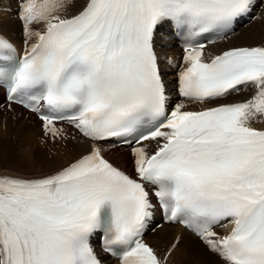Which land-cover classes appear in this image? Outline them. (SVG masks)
Instances as JSON below:
<instances>
[{"label":"snow or ice","instance_id":"obj_1","mask_svg":"<svg viewBox=\"0 0 264 264\" xmlns=\"http://www.w3.org/2000/svg\"><path fill=\"white\" fill-rule=\"evenodd\" d=\"M15 4L0 0L7 110L34 114L42 144L82 150L39 175L0 171V264H103L97 244L119 264H170L182 238L163 252L145 239L157 212L220 264H264V43L207 51L256 0ZM11 11L22 54L3 34ZM164 26L185 38L175 103L157 52ZM110 141L130 147V170Z\"/></svg>","mask_w":264,"mask_h":264},{"label":"bare ground","instance_id":"obj_2","mask_svg":"<svg viewBox=\"0 0 264 264\" xmlns=\"http://www.w3.org/2000/svg\"><path fill=\"white\" fill-rule=\"evenodd\" d=\"M8 1L12 2L13 5H16L15 0H3L5 6L8 5ZM254 19L255 17L253 18V21ZM3 21L6 23L5 27H2L3 33L10 39H13L22 48L24 39L23 34L22 38L20 39L18 36L10 32L6 27L7 25H12L13 28L17 30L20 29L22 31L20 21L15 18L8 17H4ZM248 23L242 25L236 34L234 33L226 40H221L208 48L217 49L218 51L232 46H247L264 43V22L260 20L256 21L252 32L244 34L242 41H239L238 38H234L240 30L248 25ZM160 43L163 44L159 48L161 54L174 55V53L178 50V48L175 46L172 48H165L166 44H168L167 42H157V44ZM165 70L167 71V69ZM171 76L172 72L165 75L169 89V78ZM247 95L248 93L242 92L238 96L241 99H244L247 97ZM13 109L14 111H8L7 104L0 105V171L11 175H39L43 172H48L52 168L58 167L61 164L67 163L72 157L77 155L82 150L81 147L76 146L74 142H69L67 144H58L62 146L67 152V155L62 162H57V160H54L53 162L49 161L47 164L43 165L41 161L42 158L37 153L28 152L23 156V158L29 162V165L18 166L15 162L12 164L8 163L7 160H3L6 150H10L12 155L15 156V154H13V150L21 149L26 145H28L29 148H32L33 144H35V149L48 145L42 144L40 142L42 137L40 120L34 117L32 114L26 117L25 112L22 109ZM255 125L264 127V119L255 123ZM66 127H69L70 132L72 131L70 126ZM125 151L128 150L124 149L123 147H116L110 152L108 151L107 155L116 163L119 164V162H124L122 166L128 167L131 158L129 153L124 154ZM10 155L11 154H8L7 157L12 160ZM176 234H180L182 239L179 248L170 260V264H220L218 257L209 252L205 246L188 231L181 229L178 226L162 225L155 231L149 232L146 237L149 243L163 252L170 245Z\"/></svg>","mask_w":264,"mask_h":264},{"label":"rangeland","instance_id":"obj_3","mask_svg":"<svg viewBox=\"0 0 264 264\" xmlns=\"http://www.w3.org/2000/svg\"><path fill=\"white\" fill-rule=\"evenodd\" d=\"M10 1H12V0H10ZM3 4H5V3L3 2ZM9 4L11 5L12 9H15L16 5H13L12 2L8 1V5ZM259 10L261 11V13L258 14V16H257L258 19L256 18V19H254V21L252 20V22L248 23V25L245 28L240 30L238 32V34L235 35V37H234L235 39L238 38L239 41H242L245 33H249V32L253 31V26L255 25L257 20L264 22V7L262 10H261V7H259ZM4 17L16 19V15H15L14 11L4 13L3 19H4ZM5 25H6V23L3 21L2 27H5ZM6 27L14 35L18 36L20 39L22 38V31L20 29L17 30L15 28H13L12 25H7ZM249 35H252V34H249ZM254 40H255V37H254ZM28 152L37 153L42 158L41 161H42L43 165L47 164L49 161L53 162L54 160H57V162H62L67 155L66 150L60 145H56L55 147H53L50 144H48L47 146H41V147H38L35 149V144H33L32 148H29L28 145H26L21 149L13 150V154H15V156L12 155L10 150H6L5 151V157L3 160H7V162L10 164L15 162V163H17L18 166H26V165H29V162H27V160L25 158H23V156L25 154H27ZM127 153H129V151H125L124 154H127ZM8 154L12 155V156L10 155V157H12V160H10L7 157ZM123 163L124 162H119L120 165H123Z\"/></svg>","mask_w":264,"mask_h":264}]
</instances>
